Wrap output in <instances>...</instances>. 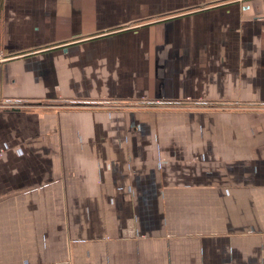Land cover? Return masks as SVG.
I'll list each match as a JSON object with an SVG mask.
<instances>
[{
	"label": "crops",
	"instance_id": "0c3cea01",
	"mask_svg": "<svg viewBox=\"0 0 264 264\" xmlns=\"http://www.w3.org/2000/svg\"><path fill=\"white\" fill-rule=\"evenodd\" d=\"M0 264H264V0H0Z\"/></svg>",
	"mask_w": 264,
	"mask_h": 264
},
{
	"label": "trees",
	"instance_id": "16d2710c",
	"mask_svg": "<svg viewBox=\"0 0 264 264\" xmlns=\"http://www.w3.org/2000/svg\"><path fill=\"white\" fill-rule=\"evenodd\" d=\"M155 103H158V102H155ZM160 103H162V105L169 106V105L175 104L176 102H174V101L173 102L172 101H162Z\"/></svg>",
	"mask_w": 264,
	"mask_h": 264
},
{
	"label": "bare ground",
	"instance_id": "6f19581e",
	"mask_svg": "<svg viewBox=\"0 0 264 264\" xmlns=\"http://www.w3.org/2000/svg\"><path fill=\"white\" fill-rule=\"evenodd\" d=\"M153 108V107H152Z\"/></svg>",
	"mask_w": 264,
	"mask_h": 264
}]
</instances>
